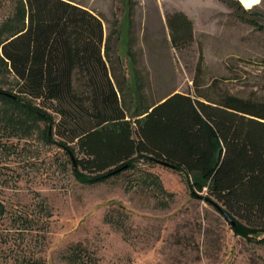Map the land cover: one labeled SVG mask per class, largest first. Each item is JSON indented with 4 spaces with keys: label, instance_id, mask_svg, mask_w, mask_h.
<instances>
[{
    "label": "rangeland",
    "instance_id": "374dc122",
    "mask_svg": "<svg viewBox=\"0 0 264 264\" xmlns=\"http://www.w3.org/2000/svg\"><path fill=\"white\" fill-rule=\"evenodd\" d=\"M18 1L0 0V31ZM70 1L101 18L130 117L176 92L264 101V29L252 23L264 27V0ZM178 11L194 23V41L181 49L167 23ZM16 86L0 73L2 89ZM28 123L18 132L0 125V264H73L76 243L99 264H264V235L234 234L214 206L191 197L183 173L139 157L105 182H78L45 122Z\"/></svg>",
    "mask_w": 264,
    "mask_h": 264
},
{
    "label": "trees",
    "instance_id": "16d2710c",
    "mask_svg": "<svg viewBox=\"0 0 264 264\" xmlns=\"http://www.w3.org/2000/svg\"><path fill=\"white\" fill-rule=\"evenodd\" d=\"M15 14L0 31V73L17 85L16 93L0 87L2 128L18 132L44 121L46 140L65 150L76 180L90 185L134 169L139 157L166 165L234 234L264 235V101L222 90L214 98L176 92L130 117L99 16L70 0H19ZM167 23L174 48L194 41L183 12ZM70 248L71 263L99 264L82 243Z\"/></svg>",
    "mask_w": 264,
    "mask_h": 264
},
{
    "label": "snow or ice",
    "instance_id": "6c2138e0",
    "mask_svg": "<svg viewBox=\"0 0 264 264\" xmlns=\"http://www.w3.org/2000/svg\"><path fill=\"white\" fill-rule=\"evenodd\" d=\"M259 0H249V5L248 6H251L252 4L254 3H258Z\"/></svg>",
    "mask_w": 264,
    "mask_h": 264
},
{
    "label": "bare ground",
    "instance_id": "6f19581e",
    "mask_svg": "<svg viewBox=\"0 0 264 264\" xmlns=\"http://www.w3.org/2000/svg\"><path fill=\"white\" fill-rule=\"evenodd\" d=\"M241 1H243L244 3L246 2V0H241Z\"/></svg>",
    "mask_w": 264,
    "mask_h": 264
}]
</instances>
